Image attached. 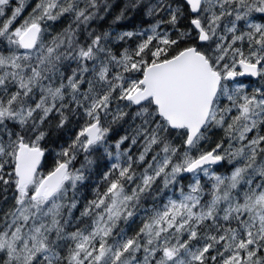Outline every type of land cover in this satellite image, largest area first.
Listing matches in <instances>:
<instances>
[{"label":"snow or ice","instance_id":"6c2138e0","mask_svg":"<svg viewBox=\"0 0 264 264\" xmlns=\"http://www.w3.org/2000/svg\"><path fill=\"white\" fill-rule=\"evenodd\" d=\"M13 3L0 0V264H264V0ZM135 15L153 23L116 29ZM81 117L45 170L54 131ZM101 149L114 162L88 199Z\"/></svg>","mask_w":264,"mask_h":264},{"label":"trees","instance_id":"16d2710c","mask_svg":"<svg viewBox=\"0 0 264 264\" xmlns=\"http://www.w3.org/2000/svg\"><path fill=\"white\" fill-rule=\"evenodd\" d=\"M27 2H29V5H31L33 2H35V0H27ZM5 18L6 17H0V20L2 21ZM110 22H111V17H108L103 21L97 22L96 25L94 26H99L101 28L106 29ZM258 22L260 21L258 20ZM67 23H68L67 17L61 18L59 22L55 23L52 26L53 32L60 31L63 27L67 25ZM151 23H153L152 19L143 17L142 15H135V16H132L131 19L123 21L119 23L118 25H116V29L118 31L119 30H133L139 27H147ZM120 46L121 47L133 46V40L128 41L126 44L121 42ZM252 82L255 83V79H253ZM83 124H84L83 117H81L78 120L70 119L69 123L66 124L63 129L54 131L53 135L50 137L46 146L49 147L50 149H54L55 151L50 152L49 154H46L45 159L47 161V167L45 170H47V168H50L53 165L54 158H55V152L60 150V146H67V144L70 143L72 139H74L76 133L80 130V127ZM127 127L128 125L125 124L124 128L126 129ZM116 133H119V135L125 134V132L122 129L116 127L114 129V132L109 134V143L114 144L115 140L119 138V135H117ZM210 146L211 145H207L206 147H210ZM123 147H127V144H125ZM133 152H135V148H133ZM93 158L96 159V164L93 166L91 170L90 179L86 181L85 187L82 189L83 196L88 199L92 198V194H91L92 188L96 187L98 184L101 187H103V183L101 180V173L107 171L110 163L113 162V161H110L107 157L103 156L102 149L100 151L94 152ZM83 159H84V154L83 153L78 154L77 160L73 162L74 167L80 166ZM138 227H139V220H137L136 223L132 225V229H137ZM130 232H131V229H130Z\"/></svg>","mask_w":264,"mask_h":264},{"label":"rangeland","instance_id":"374dc122","mask_svg":"<svg viewBox=\"0 0 264 264\" xmlns=\"http://www.w3.org/2000/svg\"><path fill=\"white\" fill-rule=\"evenodd\" d=\"M34 3L35 2H33L31 5H29V2H27L28 6L26 7V11H24V13H23L24 16H27L28 15V13L31 11V7L34 6ZM12 6H15V0H14V3H13ZM77 167H79V166H77Z\"/></svg>","mask_w":264,"mask_h":264},{"label":"bare ground","instance_id":"6f19581e","mask_svg":"<svg viewBox=\"0 0 264 264\" xmlns=\"http://www.w3.org/2000/svg\"><path fill=\"white\" fill-rule=\"evenodd\" d=\"M138 19V18H137ZM126 21V20H125ZM147 25V24H146Z\"/></svg>","mask_w":264,"mask_h":264}]
</instances>
